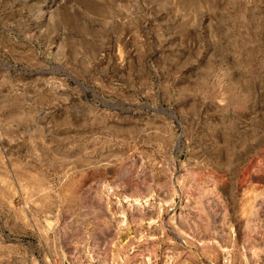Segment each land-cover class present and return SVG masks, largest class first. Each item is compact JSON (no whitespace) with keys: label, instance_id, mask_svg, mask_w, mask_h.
<instances>
[{"label":"rangeland","instance_id":"1","mask_svg":"<svg viewBox=\"0 0 264 264\" xmlns=\"http://www.w3.org/2000/svg\"><path fill=\"white\" fill-rule=\"evenodd\" d=\"M0 264H264V0H0Z\"/></svg>","mask_w":264,"mask_h":264}]
</instances>
